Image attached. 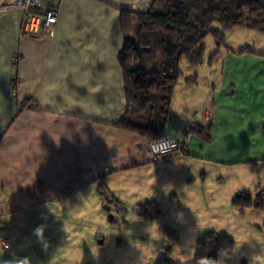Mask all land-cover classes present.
I'll list each match as a JSON object with an SVG mask.
<instances>
[{
    "label": "crops",
    "instance_id": "1",
    "mask_svg": "<svg viewBox=\"0 0 264 264\" xmlns=\"http://www.w3.org/2000/svg\"><path fill=\"white\" fill-rule=\"evenodd\" d=\"M151 2L61 0L54 36L33 39L21 34L17 0H0V223L11 245L0 261L14 252L32 256L33 264H135L133 250L118 262L126 245L120 238L109 244L108 231L138 220L148 230L139 231L144 244L150 234L166 231L161 219L168 210L179 218L176 230L198 238L206 225L188 222L201 220L199 212L218 202L206 180L214 177L211 163L249 167L257 158L255 145L264 142V85L245 68L264 60L246 54L230 70L223 101L210 89L193 102L196 83L188 77L176 83L164 136L179 140L184 155L152 162L146 137L114 126L126 109L119 17L145 12ZM186 97L199 109L183 113ZM186 121L209 124L210 141L183 137ZM257 185L256 177L238 178L228 198L253 193ZM148 202L159 208L153 219L133 211ZM40 224L47 226L44 249L32 235ZM157 248L162 250L155 244L139 264L161 258L164 251Z\"/></svg>",
    "mask_w": 264,
    "mask_h": 264
},
{
    "label": "trees",
    "instance_id": "2",
    "mask_svg": "<svg viewBox=\"0 0 264 264\" xmlns=\"http://www.w3.org/2000/svg\"><path fill=\"white\" fill-rule=\"evenodd\" d=\"M244 8L264 10V0H152L145 12L132 15L122 11L119 22L123 45L117 59L123 72L126 109L114 126L136 132L146 137L148 142L166 137L164 132L173 92L182 76L181 59L184 57L189 64L199 65L205 49L204 38L212 34L220 45L225 31L246 23ZM259 21L262 25L258 27L264 28V22ZM214 24L218 28H214ZM186 81L193 83L194 77H188ZM210 133L209 124L205 128L196 124L190 136L194 134L209 142ZM180 144L181 155H184L183 144ZM170 155L179 154L166 156ZM248 163L253 164L254 161ZM232 204L240 210L264 207L260 195H256L255 201L253 193L248 191L236 195ZM133 211L153 219L159 208L148 202L136 206ZM169 238L172 240L173 235L170 234ZM175 244H168L162 257L154 264H174L170 256ZM233 245L234 241L229 236L207 230L196 239L193 259L198 263L214 264L218 251L231 252Z\"/></svg>",
    "mask_w": 264,
    "mask_h": 264
},
{
    "label": "rangeland",
    "instance_id": "3",
    "mask_svg": "<svg viewBox=\"0 0 264 264\" xmlns=\"http://www.w3.org/2000/svg\"><path fill=\"white\" fill-rule=\"evenodd\" d=\"M243 15L244 19L245 17L247 18L249 24L247 25L246 21V23L241 26H236L225 31L223 41L220 45L216 43L212 34H208L204 38L205 49L202 62L199 65L189 64L184 57L181 59L179 66L182 76L179 82H182L184 77L193 76L194 82L196 83L194 86L196 98H192L191 101L198 102L210 89H213V97L215 99L219 98V100H222L224 96L223 92L229 89L228 78L230 76V70L248 58L242 57L245 56V54L246 56H254L264 60V28L258 27L262 25L259 20L264 22V20H262L264 19V10L244 8ZM254 19H256L257 22H252ZM213 27L218 28V25L214 24ZM238 59L239 62L237 61ZM245 70H253V74H255L257 80L264 85V61L253 63L246 67ZM179 96L180 94L175 97ZM184 99L186 102L182 105L183 113L190 112L193 108L199 109V104H192L193 102L188 100L187 97ZM171 112H178L175 103ZM176 115L178 116V113ZM191 122L186 121L185 123L188 124ZM255 148L257 158L254 156V160H252L254 163L248 165L249 167H245L247 165H219L211 163V166L214 168V177L213 180H211L209 176H207L206 180L209 184H211V182L213 183L211 192L213 196L218 199V202L212 205V210L209 209L207 212H199L200 216H202L201 220L199 218L188 222V224L192 223L193 225L197 224V222L205 224V231L212 230L219 234L227 235L234 241L231 252H226L224 250L218 251L217 261L214 264H264V207L255 208L252 206L240 210L232 204V200L236 195L242 192H237L231 196L230 200L227 193L238 178L244 182H249L252 176V178L256 177L257 186L259 187V189L252 191L253 198L256 201V195H260L262 202H264V142L260 145L256 143ZM239 170H245L247 172ZM251 190L254 189L252 188ZM131 207L132 206H127L128 209ZM162 207L163 209H168V207L164 205H162ZM163 213L165 216L161 221L165 223L166 227L170 230L165 232L162 230L159 235L150 234L149 241L143 242L144 244L138 243V240H140L139 237L143 236L139 231L144 227L138 220L130 222L131 225L127 228H108L111 229V231L107 230L108 232L106 233L109 244H111L113 240L116 241L117 238H120L126 245L124 249L119 251L120 260H118V262L122 263L126 255H128V253L130 254L131 250H133V262L139 264L142 261L140 257L145 252L151 250L152 254L154 253L153 246L155 244L159 245L162 249L158 250L157 248L155 251L163 252L168 244L173 245L176 242L171 252V254L173 253V258L171 257L172 260L178 262V264H192L197 237L195 238L189 230H176L180 225V221L175 213L172 214L174 217L171 216V213L169 214L168 210ZM116 218L120 219L122 217L116 216ZM169 224L172 226L169 227ZM142 232L145 234L148 233V230L144 228ZM170 234L173 235V241L169 238ZM108 256H110L109 253Z\"/></svg>",
    "mask_w": 264,
    "mask_h": 264
},
{
    "label": "built area",
    "instance_id": "4",
    "mask_svg": "<svg viewBox=\"0 0 264 264\" xmlns=\"http://www.w3.org/2000/svg\"><path fill=\"white\" fill-rule=\"evenodd\" d=\"M61 0H17V5L23 10L21 34L27 38H52L55 33L60 13ZM18 54L12 55V62L18 63ZM196 123H188L184 130V137L190 136ZM147 153L152 162L158 161L162 156L173 153L182 154L181 144L173 137H161L147 143ZM0 241L7 242L2 235L0 223ZM10 244V243H9ZM11 250V248H10Z\"/></svg>",
    "mask_w": 264,
    "mask_h": 264
},
{
    "label": "clouds",
    "instance_id": "5",
    "mask_svg": "<svg viewBox=\"0 0 264 264\" xmlns=\"http://www.w3.org/2000/svg\"><path fill=\"white\" fill-rule=\"evenodd\" d=\"M47 226L45 224L37 225L32 232V235L36 237V243L41 246L42 249L47 247V240L44 232ZM11 248V245L7 242L0 241V256L3 255L4 251ZM11 258L0 261V264H33L32 256H18L14 252L10 254Z\"/></svg>",
    "mask_w": 264,
    "mask_h": 264
},
{
    "label": "water",
    "instance_id": "6",
    "mask_svg": "<svg viewBox=\"0 0 264 264\" xmlns=\"http://www.w3.org/2000/svg\"><path fill=\"white\" fill-rule=\"evenodd\" d=\"M134 41V40H133Z\"/></svg>",
    "mask_w": 264,
    "mask_h": 264
}]
</instances>
